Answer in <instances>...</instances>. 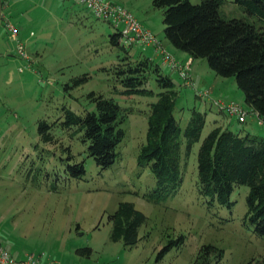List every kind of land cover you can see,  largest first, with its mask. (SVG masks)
I'll return each mask as SVG.
<instances>
[{
	"label": "rangeland",
	"instance_id": "rangeland-1",
	"mask_svg": "<svg viewBox=\"0 0 264 264\" xmlns=\"http://www.w3.org/2000/svg\"><path fill=\"white\" fill-rule=\"evenodd\" d=\"M111 1L127 7L151 30L186 66V73L191 67L194 87H187L179 73L162 65L177 84L176 114L183 127L193 110L206 112L203 140L217 115L221 116L212 100L246 106L235 77L218 75L206 58L194 59L193 66L192 60L180 59L188 53L167 39L163 9L155 7L154 0ZM2 2L29 56V60L18 56L15 42L4 29L0 36V238L4 244L10 250L52 259L59 255L65 262L76 259L83 264H205L199 256L203 247L212 245L222 255L218 251L204 254L206 264H264V237L245 218L249 187L234 190L231 208L211 205L199 193L202 140L192 150L181 187L171 195L149 196L156 178L149 166L139 164L138 155L146 142L150 104L157 97L120 94L123 86L114 64L123 51L110 41L116 29L73 0ZM220 11L226 18H249L259 27L264 25L248 17L235 0H224ZM131 53L148 56L138 47ZM29 63L33 69L25 67ZM150 88L156 89L155 81ZM92 92L114 98L125 116L118 158L107 169L89 156L81 133L61 125L66 109L80 115L96 110L89 97ZM199 93L208 96L202 98ZM253 115L249 110L245 123L221 117L234 131L264 138V121L260 124L261 119ZM42 121L52 125V142L42 139ZM77 162H84L86 169L79 179L68 172V166ZM121 202H130L145 214L140 241L133 246L111 239L110 215ZM86 247L92 249L90 256L77 252Z\"/></svg>",
	"mask_w": 264,
	"mask_h": 264
},
{
	"label": "trees",
	"instance_id": "trees-1",
	"mask_svg": "<svg viewBox=\"0 0 264 264\" xmlns=\"http://www.w3.org/2000/svg\"><path fill=\"white\" fill-rule=\"evenodd\" d=\"M235 2L248 17L264 24V0ZM223 3L224 0L200 3L154 0V6L163 9L164 32L171 44L193 59L206 58L218 75L235 77L244 92L246 107L264 121V25L259 27L249 18L224 17L220 11ZM110 41L123 51L114 64L116 77L123 86L120 94L157 97L150 104L146 142L140 148L138 162L149 166L156 178L149 196L171 195L181 187L192 150L202 140L207 113L193 110L183 127L176 114L179 91L172 76L152 57H134L119 43L117 31L110 35ZM151 81H155L156 89L150 88ZM89 97L95 102L96 110L80 115L66 109V119L61 125L74 129L75 134L81 133L82 141L88 144L89 156L102 169H107L118 158V146L125 135L121 126L125 116L114 98L94 92ZM217 110L219 115L231 117L224 109ZM221 116L217 115L222 119ZM51 129L48 122H40L39 132L45 142L54 139ZM197 169V189L211 205L218 203L231 208L235 204L231 198L234 190L244 185L249 187L245 218L255 233L264 237V138L224 128L216 119L201 141ZM68 172L71 177L81 178L86 173L84 162L69 165ZM110 221L113 241H122L127 246L140 241L139 228L145 214L132 203L121 202L110 215ZM212 251L222 255V250L215 246H205L203 255L199 256L203 263H208L204 254ZM77 252L90 256L92 249L80 248Z\"/></svg>",
	"mask_w": 264,
	"mask_h": 264
},
{
	"label": "built area",
	"instance_id": "built-area-1",
	"mask_svg": "<svg viewBox=\"0 0 264 264\" xmlns=\"http://www.w3.org/2000/svg\"><path fill=\"white\" fill-rule=\"evenodd\" d=\"M78 4L89 9L96 19L108 21L119 33V43L128 50L138 47L143 50L152 48L155 56L159 57L160 64L170 70H174L181 76L187 87L194 84L190 82V66L188 72H185L186 66H183L176 57L171 54L163 45L161 40L148 28H146L136 16L124 5L111 0H73ZM0 24L6 28L10 38L15 42L18 56L29 60L25 44L20 39L18 27L4 14V6L0 0ZM31 69L32 64L25 65ZM33 69V68H32ZM190 84V85H189ZM191 86V87H192ZM202 94V93H201ZM202 96H207L202 94ZM213 103L218 109H224L229 116L236 118L239 122L245 123L249 117V110L246 106L236 101L224 102L221 99L214 100ZM263 124V120L259 121ZM0 264H64L59 260L52 258L44 259L41 255L34 252H24L17 256L10 250L0 238Z\"/></svg>",
	"mask_w": 264,
	"mask_h": 264
},
{
	"label": "crops",
	"instance_id": "crops-1",
	"mask_svg": "<svg viewBox=\"0 0 264 264\" xmlns=\"http://www.w3.org/2000/svg\"><path fill=\"white\" fill-rule=\"evenodd\" d=\"M5 4L8 6V4L6 3V1H5ZM84 7V6H83ZM7 18V17H6ZM4 29H6L5 27H4V25L3 24H0V36H1V33L4 31ZM9 35V34H8ZM24 35H26L25 33H23L22 34V36H24ZM26 38H27V36H25ZM9 38H10V36H9ZM10 40H12L11 38H10ZM13 41V40H12ZM14 42V41H13ZM15 44V43H14ZM9 48H11V46H10V44H9ZM13 49H11V51H12ZM131 51L132 50H130V53H131ZM139 52L140 53H142V54H145V52L147 53V55H148V57L150 56V55H153V59L155 60V61H157L158 60V62L160 63V61H159V57L158 56H155V54H154V52H153V50H152V48H147V49H145V50H143L142 48H139ZM150 52H151V54H150ZM132 54V53H131ZM134 54V53H133ZM132 54V55H133ZM134 56H137V53L136 54H134ZM1 54H0V59H1ZM182 61H191L192 60V66H193V64H194V62H195V60L188 54H183V56H181V58H180ZM14 61H18V59H14ZM162 66V65H161ZM163 67V66H162ZM200 97V96H199ZM217 112H218V110H217ZM253 116H255V115H253ZM218 120L220 121V125L222 126V127H224V128H226V127H228V126H226V122L224 121V119H220V117L218 118ZM13 252H14V254L15 255H17V256H20V255H22L24 252H26L25 250H17V249H13L12 250ZM48 258H51V257H48ZM48 258H44V259H48ZM54 259H57V260H59V261H61V262H63L64 264H83V263H81V262H78V261H76V259L75 260H68L67 262H65V260H62L61 259V257L59 256V255H57V256H54L53 257Z\"/></svg>",
	"mask_w": 264,
	"mask_h": 264
}]
</instances>
